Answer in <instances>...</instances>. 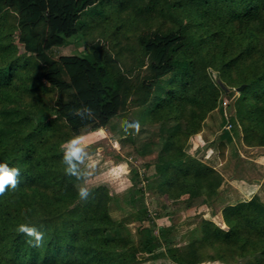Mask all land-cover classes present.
Here are the masks:
<instances>
[{"label": "trees", "instance_id": "1", "mask_svg": "<svg viewBox=\"0 0 264 264\" xmlns=\"http://www.w3.org/2000/svg\"><path fill=\"white\" fill-rule=\"evenodd\" d=\"M82 13L89 16L80 22ZM100 17L104 33L118 41V32L130 30L124 38H133V46L126 49L140 57L137 65L146 62L143 76L128 75L118 62L121 53L93 39ZM196 17L208 28L195 33ZM79 33L91 37L86 55L52 57L53 48ZM179 52L174 77L171 62ZM240 85L233 106L242 138L264 146V0H0V163L21 172L18 187L0 195V264H136L140 251L147 260L170 264L204 258L238 264L244 257L243 264H264V201L258 195L222 208L226 229L201 218L193 239L165 249L159 237L168 240L170 226L151 235L154 220L145 215L141 190L126 196L132 214L147 221L132 232L111 215L104 187L80 200L78 182L62 163L63 142L123 116L129 102L157 122L165 145L147 184L212 199L222 175L188 153L187 140L221 103V94ZM153 95L160 101L143 107ZM83 106L93 110L92 119L73 114ZM153 145L147 140L143 153ZM62 211L63 220L52 223L49 217ZM20 223L44 231L43 246L30 247L16 231Z\"/></svg>", "mask_w": 264, "mask_h": 264}, {"label": "rangeland", "instance_id": "2", "mask_svg": "<svg viewBox=\"0 0 264 264\" xmlns=\"http://www.w3.org/2000/svg\"><path fill=\"white\" fill-rule=\"evenodd\" d=\"M88 16L89 14L82 13L79 21L82 22ZM96 20L100 22L93 32V39L105 44L112 53L115 51L121 53V59H118V62L121 69L128 75L139 73L143 76L148 70L146 62L144 61L141 66L137 65L140 57H135L126 49L127 46H133L129 45L133 38L130 40L124 38L130 30L128 29L126 33L118 32V41L107 32L104 33L106 20L103 17ZM191 21L192 25L195 24L194 27L192 26L195 33L208 28L204 18L196 17ZM67 40L65 45L53 48L52 57L56 58L60 54H87L91 37L85 38L79 33ZM179 53L174 55L171 62L174 77L179 72L182 57ZM171 75L173 76V73ZM167 87L165 85V88ZM238 87L228 89L229 96L225 92L221 94V103L202 120L201 130L187 140L188 153L213 166L222 175V182L217 188L216 196L212 199L206 194L191 197L189 193H176L174 189L162 192L155 183L147 184V178L153 175V164L158 151H163L165 145L162 147L163 141L158 140L157 122L144 119L146 112L142 106H134L129 102L125 111L122 112L123 116H113L104 126L81 135L88 147L91 162L96 164V171L88 179L86 186L90 189L96 186L104 187L110 196L111 215L123 219L132 232L147 221L139 220L142 215L132 214L133 210L127 205L126 196L130 191L141 190L137 195L144 199L145 215L154 220V224L150 227L151 235H159V226L165 224L170 226V238L167 240L159 237L165 249L171 246L181 247L188 240L193 239L195 236L193 229L201 218H208L226 229L227 226L222 217V208L225 205L240 199H250L255 195L264 201V146H250L244 143L241 126L234 117L233 105L239 95ZM160 99L161 97L156 98L153 95L143 107H154ZM125 118L129 121L139 120L141 124L139 133H133L130 136L123 133L120 125ZM147 140H153L157 145L150 146L154 147L153 149L147 147L152 150H147L144 154L143 148ZM219 143L223 144V152ZM145 164L148 165L144 166ZM64 217L65 211H62L50 216L49 219L52 223L58 224ZM137 254L142 260L136 264H170L168 259L147 260L144 258L146 256L144 251ZM247 259V257L242 258L238 264H243ZM198 264L225 263L204 258Z\"/></svg>", "mask_w": 264, "mask_h": 264}, {"label": "clouds", "instance_id": "3", "mask_svg": "<svg viewBox=\"0 0 264 264\" xmlns=\"http://www.w3.org/2000/svg\"><path fill=\"white\" fill-rule=\"evenodd\" d=\"M74 115L82 121L92 119L94 112L88 106H83L74 110ZM121 129L125 135L139 133L141 124L139 120L129 121L122 119ZM62 163L65 165L64 171L67 176L75 178L79 183L76 185L77 194L82 201H87L91 196V190L87 187L88 179L96 171V164L91 162L88 147L84 142V137L73 134L62 144ZM123 167H127L123 165ZM21 175L18 167L10 166L8 163H0V195H3L9 188L15 190L19 185ZM16 231L29 239L27 243L30 247L39 248L45 241V232L31 223H20Z\"/></svg>", "mask_w": 264, "mask_h": 264}, {"label": "water", "instance_id": "4", "mask_svg": "<svg viewBox=\"0 0 264 264\" xmlns=\"http://www.w3.org/2000/svg\"><path fill=\"white\" fill-rule=\"evenodd\" d=\"M242 87H243V85L239 86L238 89L241 90Z\"/></svg>", "mask_w": 264, "mask_h": 264}]
</instances>
